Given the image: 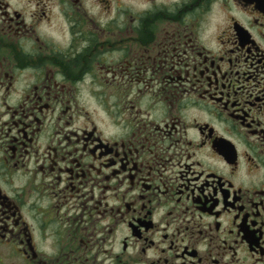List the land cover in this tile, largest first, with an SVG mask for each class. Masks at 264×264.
I'll use <instances>...</instances> for the list:
<instances>
[{
    "label": "flooded vegetation",
    "instance_id": "flooded-vegetation-1",
    "mask_svg": "<svg viewBox=\"0 0 264 264\" xmlns=\"http://www.w3.org/2000/svg\"><path fill=\"white\" fill-rule=\"evenodd\" d=\"M0 264H264V0H0Z\"/></svg>",
    "mask_w": 264,
    "mask_h": 264
}]
</instances>
